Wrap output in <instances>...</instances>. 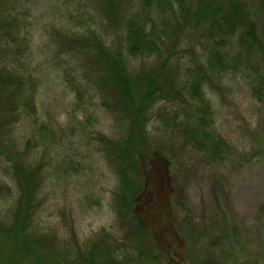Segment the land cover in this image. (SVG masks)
Returning a JSON list of instances; mask_svg holds the SVG:
<instances>
[{"label": "rangeland", "instance_id": "rangeland-1", "mask_svg": "<svg viewBox=\"0 0 264 264\" xmlns=\"http://www.w3.org/2000/svg\"><path fill=\"white\" fill-rule=\"evenodd\" d=\"M237 1L251 10L264 39V0ZM140 3L0 0V69L18 71L24 82L21 91H0V102L11 107L17 95L25 94L36 106L30 114L20 111L5 132V145L0 142V181L16 191L13 164L24 159L40 167L35 225L73 254L94 241L124 242L126 233L113 211L117 181L98 142L100 136L113 137L116 124L92 89L83 102L77 99V90L91 88L82 78L83 56L76 43L60 37L88 41L96 36L120 48L125 21ZM183 59L173 69L179 66L181 72L194 60L190 54ZM160 61L132 59L129 72L152 71ZM205 93L213 105L214 128L230 153L208 163L160 121L159 111L177 112L176 105L155 106L149 131L151 148L158 149L153 165L145 167V191L136 207L140 227L153 232L144 251L133 253L137 264H264V103L254 98L241 74L228 75ZM7 117L0 110V127Z\"/></svg>", "mask_w": 264, "mask_h": 264}, {"label": "trees", "instance_id": "trees-1", "mask_svg": "<svg viewBox=\"0 0 264 264\" xmlns=\"http://www.w3.org/2000/svg\"><path fill=\"white\" fill-rule=\"evenodd\" d=\"M249 10L237 0H141L125 21L120 48L96 36L88 41L60 37L72 46L76 43L77 54L83 56L82 78L91 88L77 90V99L83 102L92 89L116 124L114 136H100L98 142L117 181L113 211L126 239L113 246L106 240L90 242L84 251L79 248L73 254L66 244L44 235L34 221L40 207L41 168L20 159L13 164L16 191L0 181V264H137L133 253L144 251L153 232L151 227H140L136 207L145 191V167L153 165V152L158 149L151 148L149 131L155 106L164 101L175 104L177 112L159 111L162 124L172 126L208 163H216L226 158L231 146L214 128V109L206 89L221 84L228 75L241 74L250 81L254 98L264 103V39ZM197 52L200 56L195 58ZM189 54L194 60L184 72L179 66L173 69ZM155 58L162 61L152 71L130 74L132 59ZM3 68L0 91H21L24 82L19 72ZM17 96L11 107L0 102V110L8 114L0 127L3 145L5 132L19 112L36 110L31 95ZM10 146L6 147L12 150ZM177 195L180 199L179 191Z\"/></svg>", "mask_w": 264, "mask_h": 264}]
</instances>
